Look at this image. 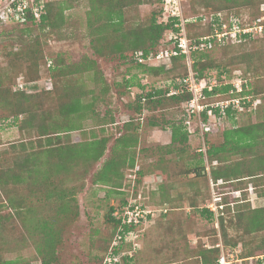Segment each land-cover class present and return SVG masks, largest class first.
I'll list each match as a JSON object with an SVG mask.
<instances>
[{
  "label": "trees",
  "instance_id": "16d2710c",
  "mask_svg": "<svg viewBox=\"0 0 264 264\" xmlns=\"http://www.w3.org/2000/svg\"><path fill=\"white\" fill-rule=\"evenodd\" d=\"M38 1L42 2L44 7L39 20L29 15L24 24L2 22L0 33L8 27L20 28L27 36L32 34V28L39 32L46 29L52 32L63 29L65 26L63 11L68 9V6L60 3L57 8H53L46 0ZM216 1L217 3L211 0H188V5L183 6V17L225 12V21L228 22L233 15L239 19L241 26H246L259 18L261 15L259 7L264 3V0ZM148 3L154 4L152 11L144 17V21L133 25L131 13L136 12L141 5H149ZM86 4V38L90 55H85L76 63H65L63 57L51 49L44 53L46 49L39 40H36L26 46L16 58L26 65L24 74L28 82L40 80V65L44 61H49L46 88L37 95L26 94L23 91L10 93V88L6 85H9L7 82L11 83V79L7 75L11 70L15 78L17 71L13 67L0 78V101L8 107L11 105L13 109L12 116L1 117L0 120L8 121L5 125L16 126L21 133L25 132L31 138L29 148L32 150L30 155L18 160L14 166L0 168V199L2 201L4 198L6 201L4 206L13 211L8 215H0V240L1 231L6 227L7 221L13 219V214L23 218L32 216L31 223L34 222L32 230L42 233V238L35 245L40 263L62 264L59 248L64 231L63 224L66 228L78 220L80 215L78 196L83 193L85 180H80L75 186L61 188L53 183L52 178L59 173L63 176H80L94 168L95 177L91 184L105 187L107 200L110 196L115 198L114 203L108 205V210L104 214V221L110 225V232L101 238L103 246L99 250L103 252L102 256L95 255L92 258L97 264H103L118 234L133 231L138 232L140 241L143 239L146 229L141 232L142 225L123 224L122 215L129 204L139 201L144 206L158 211L151 225L155 227L154 234L164 240V243L156 248V252L165 258L160 264H218L223 250L235 251L238 248L240 252L237 259L241 261L240 264H264V207L252 208L246 194V190L264 186V119L252 125L223 131L226 123L233 127L238 118L243 116L250 118L252 114L259 113L262 108L264 83L260 81L253 83L242 74L249 80V89L244 94L252 97L251 103L256 102V107L252 109L249 107L251 104H248L243 112L228 108L223 114L217 109L213 111L214 120L209 119L206 113H202L201 121L210 126V131L203 133L202 140L199 128L191 135L185 125L188 117L183 104L191 95L188 93L168 95L170 91L179 87V80L188 74L185 55L173 57L168 69L163 66L139 64L134 59L135 52H140L144 56L155 55L161 47L170 46L165 35L169 31H176L174 25L179 21L177 18L162 20V0H87ZM212 24L208 20L186 23L187 38L197 41L201 37L210 36L213 33ZM261 40H264V36L223 46L213 44L210 49L194 51L190 54L191 69L203 81L209 82L216 78L217 81L223 82L224 76L227 80L232 76L228 75L229 65L245 64V73L257 78L259 70L264 69V55L256 56L253 53L245 55L244 58L237 55L229 56V53ZM216 50L222 51L228 57L214 58L212 53ZM256 57L261 58L258 63ZM113 60L127 68L120 74L119 81L115 79L109 83L98 71V64L99 61ZM84 75H88L86 78L93 83L90 90L84 89L82 84L76 85V79H82ZM143 77L161 78L166 85L154 87L142 84ZM230 88L229 84L215 87L211 93H207L206 101L214 102L233 97L234 95L229 93ZM133 89L138 92L130 101L129 94L132 95ZM9 97L15 99V104L8 100ZM124 98L129 102L125 104L120 102ZM44 100H48V104H44ZM117 101L122 104L121 109L114 108ZM45 105L50 109H46ZM101 106L103 111L100 109ZM174 110L181 113L178 120L167 117L169 113H174ZM120 111L128 115L129 120L115 125ZM194 118L192 116L191 119L196 122ZM88 121L92 125L85 129ZM109 128L112 129L110 132H115L112 136L105 134ZM151 129H169L171 133L167 145L159 146L157 152L151 150V153L157 156L154 167L143 166L140 163L142 155L148 156L146 153H150L149 150L135 151L141 132ZM220 130L223 131L224 138L221 145L207 141ZM73 132H78L80 137L76 141L65 142L70 141ZM194 136L203 146L202 151L199 150L200 153L187 160L191 168L184 174H192L194 180L188 185L189 193L183 195L175 190L174 181L168 179L167 170L173 161L166 157L176 153L178 158L182 159L189 139ZM205 144L209 145L206 151ZM21 147L24 150L25 144ZM231 155L240 156L243 160L231 163L229 160ZM205 163L209 171L206 170ZM124 169L132 173L128 175L132 180L131 191L130 186H126ZM150 176H153L154 180L158 178L160 180L156 182L155 188L160 197L159 206L150 204L140 194L137 195V185L141 184L145 177ZM219 181L223 184L218 185V192L215 193L220 198L218 201L217 197L214 199L213 203L216 206L214 212L209 209V205L213 203L206 204L212 198L209 184L211 182L216 185ZM9 184H12L13 188L7 190L5 187ZM23 184L26 185L30 196L33 195L39 203L58 201L52 221L35 219L38 214L33 210L31 203L29 206L26 204L31 201L30 198L17 196L16 188ZM224 185L228 187H223ZM224 189L229 190L221 192ZM236 192L240 193L239 197L235 196ZM261 195H264V189ZM129 196L133 198L129 199ZM184 198L190 199L187 203L191 213L186 215L189 221L196 217L201 218L200 220L206 219L207 222H214L216 228L211 232L187 234L192 230L189 223H184L181 216H174L172 213L176 210L173 207L174 203ZM167 204L172 207L166 208ZM116 211L120 213L119 216L113 214ZM189 235L197 236L193 247L188 239ZM219 242L222 246H218ZM134 244L140 243L122 242L118 247H114V255L119 258L117 264H138L136 260L141 245L135 248ZM0 264L30 263L20 258L4 259L0 255Z\"/></svg>",
  "mask_w": 264,
  "mask_h": 264
},
{
  "label": "rangeland",
  "instance_id": "374dc122",
  "mask_svg": "<svg viewBox=\"0 0 264 264\" xmlns=\"http://www.w3.org/2000/svg\"><path fill=\"white\" fill-rule=\"evenodd\" d=\"M46 1L51 3L53 5V8H57L60 3L68 6V9H65L63 11L65 19V26L63 27V29L54 32L46 29L39 32L35 28H32V34L30 36H27L21 32L20 28L8 27L5 28L7 30H4L3 33H0V78H2V74L6 73L11 67L15 68V70L17 71V75L15 76V78H13V73L11 72V70L9 75H7V77H10L11 79V83L7 82V84L9 85H6L10 88V93L23 91L26 94L37 95V93L46 88L45 81H48L47 68L49 67L50 62L44 61L40 65V80L35 82H28L26 81V77L24 74L26 65L22 62V60L16 58V55H21L20 53L24 51L25 47L32 44L36 40H39L40 43H42V46L46 49L44 53L48 52V50L51 49L55 51V54L61 55L65 63H76L85 55H90V51L88 49V39L86 38L87 0ZM182 1L184 7L188 5V0ZM211 1L217 3L216 0ZM153 5L154 4L141 5L137 8L136 12H132V24L136 25L137 23H141L142 21H144V17L148 16L154 8ZM135 17L137 18L135 19ZM253 53H255L256 56L264 55V40L252 43L236 51H230L229 56L237 55L239 57L245 58V55H250ZM212 55L217 59L228 57V55H224L220 50L214 51ZM260 59L256 57V63H258ZM117 63V60H113L112 62L99 61L98 71L103 74L104 78H106L109 83H111V81L113 82V80L115 79L116 81H119L120 74L125 72V68H127L125 65ZM245 67V64L229 65L228 71H230V74H227L232 75V78L234 77L235 73L239 72L247 76L248 79H251L253 83L254 81H260L261 83H264V69L259 70L257 79L255 76L245 73ZM86 77H88V75H84L82 79L77 78L76 85L82 84L84 89L90 90L93 88V83L90 82ZM141 82L142 84H149L154 87H161L166 85V82H164V80H162L161 78L155 79L151 77H143ZM132 92V95L129 94L130 101L133 100V95H135L138 91L136 89H133ZM8 100L15 104L14 98L12 99L11 97H9ZM48 102V100L43 101L44 104H48ZM120 102L125 104L129 102V100L127 98H124ZM47 106L45 105V107ZM261 106L262 108L259 113L252 114L250 118L246 116L238 118L237 121H235V126L233 127L226 123L223 127V131L230 130L231 128L252 125L254 123L262 121L264 119V96L262 97ZM115 107L117 109H121L122 104L117 101V103L114 104V108ZM11 108V105L8 107V105H5L3 101H0V119L1 117H5L8 115L12 116L13 109ZM6 109L8 111H6ZM46 109L50 108L47 107ZM100 109L101 111L104 110L102 106L100 107ZM173 112L174 113H169L167 117L169 119L174 118L178 120L181 117V113L177 110H174ZM20 118L22 119L23 117L20 116ZM117 119L122 122H127L129 120V116L122 114V112L120 111L119 117ZM6 122L8 121L0 120L1 169H6L7 167L9 168V166H14V164L18 160H21L24 156L30 155L32 153V150L29 148L31 138L27 136L25 132L21 133L16 126L5 125ZM91 125L92 124L89 121L86 122L85 129L89 128ZM115 128L113 127V129ZM110 130L112 129L109 128V132ZM151 130H143L141 132V134L139 135V141H137L138 147L137 149H135V151H140L142 149L149 150L150 153H146L148 154V156L144 157L142 155V157L140 158V163L143 166L151 165L152 167H154L157 161V156L155 157V154L151 153V150H155L157 152V148L159 146L167 145H162V143H167L168 141H151V138H148L147 136L148 132H150ZM223 131L221 132L220 130L217 135H212V137H209L210 139L207 141L213 143L214 145H221L224 141ZM114 133V131H111V136ZM79 137L80 136L78 132H73L71 133V138L69 139L70 141L65 142L76 141V139H78ZM24 144L25 147L23 150L21 145ZM202 146V142L199 141L196 136H194L189 139L186 145V153L184 154L182 159L178 158V155L176 153H173L172 155L166 157L167 159H171L173 161L169 165V168L167 170V174L169 175L168 179L170 181H174L175 190L178 193L180 192L179 194L186 195L187 193H189L188 185L190 184V181L194 180V178L192 174H184L191 168V164L190 162H187V160H190L198 153H200L199 150L202 151ZM206 149H209L208 144H205V151ZM246 158H248V156H246ZM229 160L232 163L235 161H241L243 159L240 156L231 155L229 157ZM205 165L207 166L206 170L209 171L208 165L206 163ZM93 172L94 168L90 169L80 176H63L59 173V175L52 178L53 183L61 188H63V186H75V184L80 182V180H85V188L83 189V193L78 196L80 213L78 220H76L75 222L73 221V223L66 228L65 224L62 223L64 225V231L61 235L62 242L59 248L62 264H97L92 258L95 255L101 257L103 254V252H100L99 250L103 246L101 238L110 232V225L104 221V214L108 210V205H112L114 203L113 200H115V198L110 196V199L107 200L108 197L106 196V188L91 184V180L95 177ZM124 173L125 182L127 184L126 186H130L129 191H131L132 180L128 177V175H131L132 173L128 169H124ZM158 181L159 178L158 180H154L153 176H150L149 178L145 177L142 183L137 185V195L140 194L142 198L146 199V201L150 202V204H160V197L158 195L159 193L157 190H155L156 182ZM222 184L223 183L220 181L216 185H213L210 182L209 189L212 198L206 204L213 203L216 197V201H218L220 196H216L215 193L218 192V185ZM12 186V184H9L5 188L9 190ZM226 186L227 185H224L223 187ZM261 188L264 189V186H261ZM261 188L250 189L249 191L246 190L247 199L252 208L264 207V195H261ZM227 190L229 189H226V191ZM226 191L224 189L221 192L225 193ZM16 192L18 193V197L22 196L30 198L31 201L27 202L26 204L27 206H29V203H31L33 210L38 214V217H36L35 219L39 218L52 221L54 217L53 211H55V208L58 205V201H49L45 204L39 203L35 200L33 195L30 196L29 192L27 191V187L24 184L19 185L16 188ZM235 196L239 197L240 193L236 192ZM130 198L133 197L129 196V199ZM189 200V198L188 200L184 198V200L181 199L180 201H176V203H174L175 206H173L176 210L172 212L174 216H181L182 219H184V223H189V226L192 228V230L187 234L201 233V231L211 232L212 229H215L216 224L214 222H207L206 219L200 220L201 218L198 217H196V219H191V221L188 220V216L186 218V215L191 213H189L190 208L188 207ZM5 203L6 201L4 198L2 201L0 199V215H8L9 213H13L11 209L4 206ZM171 207V205H166V208L168 209ZM24 208L27 207L24 206ZM13 216V219L10 218L9 221H7L6 227L1 231L0 255L4 259L20 258L26 262H29L30 264H41L36 253L35 245L38 244L39 240L42 238V233L32 230V227L34 226V222L31 223L32 216H27V218L17 217L14 214ZM197 219L199 220L197 221ZM151 224L152 222L150 221L145 224L144 227L146 228V233L144 234V237L141 241L138 240V243H140L139 246L141 245V251L138 254L136 260V263L138 264H147V262L152 264H160V261L162 259H165L163 258L164 256H162V254L159 255V253L156 252V248L159 247V245L163 244L164 240L157 236L156 233L154 234L155 227ZM188 239L191 246L193 247L196 243L197 236L189 235ZM218 246H222L220 242ZM239 252L240 248L236 249L235 251L223 250V255L226 259L231 260L230 264H240L241 261L237 259V255L239 254Z\"/></svg>",
  "mask_w": 264,
  "mask_h": 264
},
{
  "label": "built area",
  "instance_id": "2783aa9c",
  "mask_svg": "<svg viewBox=\"0 0 264 264\" xmlns=\"http://www.w3.org/2000/svg\"><path fill=\"white\" fill-rule=\"evenodd\" d=\"M183 1L182 0H162V20L169 18H177L179 21L174 25L176 31H169L165 37L170 46L160 48L155 55L148 54L144 56L140 52H135V62L139 64H147L151 67L163 66L168 69L171 66V59L178 55H185L188 66V74L186 77L179 80V87L170 91L168 95H175L179 93H188L191 95L190 99L183 104L188 119L185 125L189 134H195L197 128L200 129V137L203 140V133L210 131V126L205 125L201 121V114L206 113L209 119L214 120V110H219L224 113L225 110L231 108L238 112L246 110L248 104H251L252 109L256 107V102L251 103V96L245 95L244 92L249 89V81L242 76L241 73H235L230 80L223 77V82H219L216 78H212L209 82L201 80L196 73L191 69L192 60L190 54L194 51L210 49L213 44L223 46L227 43L239 42L246 39H257L264 36V3L260 5L259 11L261 15L251 24L241 26L239 19L235 16H230L229 21H225L226 13H208L196 17H183ZM44 10L42 2L38 0H0V24H24L28 18L32 16L35 20H39ZM30 15V16H29ZM198 20L212 22L213 33L210 36L201 37L197 41L189 40L186 36L185 25L188 22H197ZM231 85L230 94L233 97L214 102H207L208 94L211 93L215 87H222ZM208 93V94H207ZM192 116L196 118V122L192 121ZM194 118V120H195ZM140 198V197H139ZM138 198V199H139ZM209 209L216 211L215 205L210 204ZM156 209L144 206L142 203L129 204L125 209L123 215V224H134L136 226L142 225L140 229L143 232L144 227L149 221L153 223V218L157 214ZM119 216V212L113 213ZM139 240L138 232L130 231L128 233L118 234L114 238L110 252L104 259L103 264H117L119 258L114 255V247L122 242L135 243ZM135 248L139 245L134 244ZM230 259H226L222 254L218 260V264H230Z\"/></svg>",
  "mask_w": 264,
  "mask_h": 264
},
{
  "label": "crops",
  "instance_id": "0c3cea01",
  "mask_svg": "<svg viewBox=\"0 0 264 264\" xmlns=\"http://www.w3.org/2000/svg\"><path fill=\"white\" fill-rule=\"evenodd\" d=\"M125 123V121H119L117 119V122L115 123V125L119 124V123ZM107 136H110V132L108 130H106V133H105ZM170 131L169 129H164V130H160V129H152L150 132H148V138L150 137L151 141H168L167 143H162V145H165V144H168L169 141H170ZM147 138V139H148ZM158 180V179H156ZM160 181V180H159ZM158 181V182H159Z\"/></svg>",
  "mask_w": 264,
  "mask_h": 264
}]
</instances>
